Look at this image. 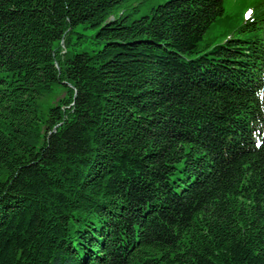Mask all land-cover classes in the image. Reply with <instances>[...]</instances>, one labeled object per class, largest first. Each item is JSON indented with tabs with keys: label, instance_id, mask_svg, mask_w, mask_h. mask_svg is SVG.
Here are the masks:
<instances>
[{
	"label": "trees",
	"instance_id": "trees-1",
	"mask_svg": "<svg viewBox=\"0 0 264 264\" xmlns=\"http://www.w3.org/2000/svg\"><path fill=\"white\" fill-rule=\"evenodd\" d=\"M139 11L0 0V264H264V0Z\"/></svg>",
	"mask_w": 264,
	"mask_h": 264
},
{
	"label": "rangeland",
	"instance_id": "rangeland-1",
	"mask_svg": "<svg viewBox=\"0 0 264 264\" xmlns=\"http://www.w3.org/2000/svg\"><path fill=\"white\" fill-rule=\"evenodd\" d=\"M169 0H136V5L140 6V11L134 13L133 19H139L144 15L150 14V10L163 4ZM254 0H224L225 14L219 18V21L215 23L212 28L205 35V39L201 45H205L206 42L210 41L212 47L223 43L226 39L235 36H241L237 33V26L241 21V16L245 15L250 9L252 10ZM117 16L120 13L116 14ZM98 30L92 28H85L84 25L80 26L76 34L73 35V46L72 50L74 53H92L102 48V45L96 44L93 40ZM210 48L206 49L208 51ZM205 52V51H204ZM56 102V98L49 97L48 101L45 99L43 105H52Z\"/></svg>",
	"mask_w": 264,
	"mask_h": 264
},
{
	"label": "snow or ice",
	"instance_id": "snow-or-ice-1",
	"mask_svg": "<svg viewBox=\"0 0 264 264\" xmlns=\"http://www.w3.org/2000/svg\"><path fill=\"white\" fill-rule=\"evenodd\" d=\"M251 14V9L249 10V12L246 15H250Z\"/></svg>",
	"mask_w": 264,
	"mask_h": 264
}]
</instances>
